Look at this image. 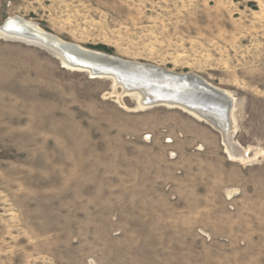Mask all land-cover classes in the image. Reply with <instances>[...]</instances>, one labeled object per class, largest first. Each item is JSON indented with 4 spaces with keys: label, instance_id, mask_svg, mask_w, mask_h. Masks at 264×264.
I'll use <instances>...</instances> for the list:
<instances>
[{
    "label": "rangeland",
    "instance_id": "rangeland-1",
    "mask_svg": "<svg viewBox=\"0 0 264 264\" xmlns=\"http://www.w3.org/2000/svg\"><path fill=\"white\" fill-rule=\"evenodd\" d=\"M13 16L228 90L246 153L0 34V264H264V0H0Z\"/></svg>",
    "mask_w": 264,
    "mask_h": 264
},
{
    "label": "bare ground",
    "instance_id": "bare-ground-1",
    "mask_svg": "<svg viewBox=\"0 0 264 264\" xmlns=\"http://www.w3.org/2000/svg\"><path fill=\"white\" fill-rule=\"evenodd\" d=\"M15 17V18H13ZM12 19H17L16 17H19L22 19V21H24V23L30 27L27 28L25 26V29H18L17 30H8L6 29L3 25L0 26V34H2V36H6L8 38H16V39H21V40H28L31 41V43H35L37 45H42L43 47H46L47 49H49L54 55L59 56L62 63L64 65H66L67 67H69L72 70L75 71H83V72H87L90 74V76L92 78H105V76H109V74H111L113 77L110 79L114 80V85H116V90L118 89V83L121 84V89L123 91H121L123 93V96H125L126 94H131L133 93L131 91L132 87V82H120L117 79V74L115 71L112 70V72L110 71H105V70H100V69H96L99 67V65L95 64L94 66L91 64H74L72 62H70L71 60L69 59L68 56H66L61 50H59L58 47L55 46L54 44H52L49 40L48 37H53L54 39H56V41L60 44V46H67L68 44H73L76 47H79L80 49H82L84 52L86 53H95V54H99V55H106L108 53L106 52H102L99 50H95V49H90V48H86L83 47L79 44L76 43H72V42H68L65 41L61 38H59L58 36L53 35L52 33H49L47 31H45L44 29H42L41 27H39L36 23L26 20L20 16H13ZM9 20V21H12ZM17 25H15L16 27H19V23H16ZM11 27H13V25H10ZM27 35V36H25ZM37 36H41V38L39 39V37ZM76 52V51H75ZM110 57L112 58H120L124 61H128L126 59H123L121 57L115 56V55H111L108 54ZM74 59L75 58H79V56L72 54L71 55ZM132 61V60H129ZM139 62V61H136ZM140 63V62H139ZM142 63V62H141ZM147 67H157V65H153L150 63H147V65H145ZM104 67V66H101ZM152 67V68H153ZM160 67V66H158ZM100 68V67H99ZM164 68V67H161ZM168 71L174 72L173 70H170L169 68H165ZM111 70V69H110ZM120 71L122 74L124 73L125 76H128L134 80L136 79H140L141 75L139 73V71L137 70H133V69H126V68H120ZM177 75H180L182 78H188L190 75L193 76V78H189V82L187 83V85L185 86L184 90H189L191 92H184L180 91L178 94L182 97V101H178L176 103H172L167 101L168 98H174L175 95L178 94H171L169 96V94L167 96H169L168 98L164 99L165 103H161L157 106H162V105H168V106H172V107H178L181 108L183 110H185L187 113H190V115H193L194 117H196L197 119H199L200 121H206L210 124H212L213 126H215L216 128H218L224 135V139L226 141V145H227V151L230 153L231 156L239 158V157H244L246 151L244 152V150L240 147V145L234 143L235 141L232 140V135H233V126H234V122H233V111H234V97L231 95L230 92H228V90L222 89V88H218L217 86H214L213 84L208 83V81H206L203 77L194 74V73H187V74H183V73H178V72H174ZM161 81H163V79L161 78ZM138 85H142L140 83V81H138ZM169 82V81H167ZM166 82V83H167ZM136 83V82H135ZM134 83V84H135ZM137 84V83H136ZM144 84V82H143ZM206 84V85H205ZM156 93L157 92H161L162 90L160 88H156ZM151 92L152 95V90L148 89V90H144L143 88L139 87L135 92L137 96H140V105L142 107L145 108H150V107H146L145 104L143 103L144 100H146L147 95ZM122 93H119V96L122 95ZM153 98H156L155 96H153ZM178 98V97H177ZM220 99V100H219ZM196 100H203L202 105L201 103H196ZM190 102V103H189ZM156 107V106H155ZM232 131V132H231ZM250 151V149H248ZM247 150V151H248ZM245 158V157H244ZM247 158V157H246ZM250 158V156H249ZM246 160V159H245Z\"/></svg>",
    "mask_w": 264,
    "mask_h": 264
},
{
    "label": "water",
    "instance_id": "water-1",
    "mask_svg": "<svg viewBox=\"0 0 264 264\" xmlns=\"http://www.w3.org/2000/svg\"><path fill=\"white\" fill-rule=\"evenodd\" d=\"M15 18V17H13ZM17 19H12V17L8 18L5 23L3 24V26L8 29V30H17L18 29H25V26L27 28H30L28 27L24 21H22L21 18L19 17H16ZM12 21H9L11 20ZM16 23H19V27H16L15 25H17ZM13 25V27H11L10 25ZM27 36V35H25ZM39 37V39L41 38V36H37ZM50 40V42L52 44H54L55 46L58 45V47H61V48H58L59 50H61L66 56L69 57V59L71 60L70 62L74 63V64H91V65H99L98 68L96 69H100V70H105V71H110L112 72L115 71L116 72V76H117V79L120 81V82H132V87L131 88V91L133 93L136 94V90L141 87L143 88L144 90H152V95H151V92L149 93V91H146L148 92L149 94L147 95V98L146 100H144V104L146 107H155L161 103H165L164 102V99L165 98H168L171 94H178L180 91H183L185 89V86L187 85V83L190 81L189 78H193V76H189L188 78H182L180 75H177L176 73L174 72H171V71H168L166 70L165 68H161V67H147L145 65H147V63H139V62H136V61H124L120 58H112L110 57L108 54L106 55H99V54H95V53H86L84 52L82 49H80L79 47H76L75 45L73 44H68L67 46H60V44L56 41V39H54L53 37H48ZM42 39V38H41ZM76 51V52H75ZM72 54H75L77 56H79V58H73L71 55ZM101 66H104V67H101ZM120 68H126V69H133V70H137L139 71L140 75H141V78L138 80H134L128 76H125V74L121 73L120 71ZM111 69V70H110ZM107 78H112L113 76L111 74H109V76H105ZM161 78L163 79V81H161ZM138 81H140V83L142 85H138ZM169 81V82H167ZM137 84H136V83ZM144 82V84H143ZM167 82V83H166ZM135 83V84H134ZM206 85V84H205ZM121 84L118 83V87L117 88H120L121 89ZM156 88H160L162 91L161 92H157L156 93ZM121 91H123L121 89ZM184 92H191L189 90H184ZM169 94V96H167ZM153 96H155L156 98H153ZM178 97V98H177ZM182 97L178 94V95H175V97L172 99V98H168L167 101L169 102H172V103H176L178 101H182ZM220 100V99H219ZM197 102L196 103H201L202 105V102L203 100H196ZM190 103V102H189Z\"/></svg>",
    "mask_w": 264,
    "mask_h": 264
}]
</instances>
